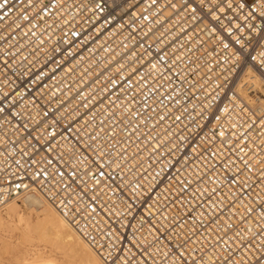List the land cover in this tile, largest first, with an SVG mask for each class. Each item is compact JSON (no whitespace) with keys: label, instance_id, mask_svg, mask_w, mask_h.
Masks as SVG:
<instances>
[{"label":"built area","instance_id":"obj_1","mask_svg":"<svg viewBox=\"0 0 264 264\" xmlns=\"http://www.w3.org/2000/svg\"><path fill=\"white\" fill-rule=\"evenodd\" d=\"M262 120L264 0L0 8V208L38 191L103 263L251 264Z\"/></svg>","mask_w":264,"mask_h":264},{"label":"bare ground","instance_id":"obj_2","mask_svg":"<svg viewBox=\"0 0 264 264\" xmlns=\"http://www.w3.org/2000/svg\"><path fill=\"white\" fill-rule=\"evenodd\" d=\"M252 82L255 86L262 87L263 79L255 73ZM31 212L35 216L27 219L26 215ZM14 219L20 222L25 220L22 234L16 237L20 242L30 229L35 228L54 246L61 247L68 260L70 259L75 264H118L103 263L74 227L36 190L14 197L0 208V253H8L20 258L23 264H56V260L51 254L40 251L31 252L30 256L23 255L21 243L19 244L17 239V241H10L8 238Z\"/></svg>","mask_w":264,"mask_h":264},{"label":"rangeland","instance_id":"obj_3","mask_svg":"<svg viewBox=\"0 0 264 264\" xmlns=\"http://www.w3.org/2000/svg\"><path fill=\"white\" fill-rule=\"evenodd\" d=\"M34 216L35 214L33 212L26 215L27 219H32ZM24 221L25 220L20 222L14 219L11 224L12 231L10 230L8 233L9 235L8 238L10 241L18 240L17 242H19V244L21 243L20 247L22 248L23 255L30 256L31 252L40 251L43 253L51 254V256L56 260V264H72L73 263L70 259L68 260V257L66 256V254H64V251L61 247L54 246L48 238H46L45 236H41L40 234L42 233L36 230L35 228L30 229L28 233L26 234V236L22 237V241L20 242L19 239L16 237L22 234L23 232L22 227H23ZM10 236H12V238ZM31 248H34V249H31ZM21 262H22V259L20 258L13 257L9 255L8 253H0V264H19Z\"/></svg>","mask_w":264,"mask_h":264},{"label":"snow or ice","instance_id":"obj_4","mask_svg":"<svg viewBox=\"0 0 264 264\" xmlns=\"http://www.w3.org/2000/svg\"><path fill=\"white\" fill-rule=\"evenodd\" d=\"M7 2L8 0H5L4 4H0V8L4 7ZM28 3L30 5L32 0H28ZM24 19H27V16H25ZM262 123H264V120H262ZM251 264H264V250L261 251L260 255L256 257L254 261L251 262Z\"/></svg>","mask_w":264,"mask_h":264}]
</instances>
